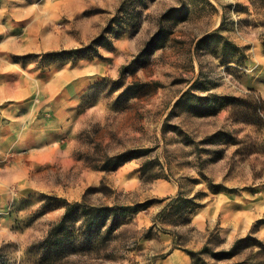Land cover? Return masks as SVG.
I'll list each match as a JSON object with an SVG mask.
<instances>
[{"label":"rangeland","instance_id":"1","mask_svg":"<svg viewBox=\"0 0 264 264\" xmlns=\"http://www.w3.org/2000/svg\"><path fill=\"white\" fill-rule=\"evenodd\" d=\"M250 92L264 100V0H0L5 258L39 263L54 198L87 195L133 210L97 232L74 215L57 264H153L161 235L191 264H264V126L228 107Z\"/></svg>","mask_w":264,"mask_h":264},{"label":"trees","instance_id":"2","mask_svg":"<svg viewBox=\"0 0 264 264\" xmlns=\"http://www.w3.org/2000/svg\"><path fill=\"white\" fill-rule=\"evenodd\" d=\"M114 32L116 33L115 36L119 37L117 31ZM100 39L105 42L104 44L99 45H103V47L109 46L113 49L112 41H107L103 36H101ZM95 43L96 42H92L83 48H74L66 51L63 50L58 54L45 53L43 54V58L68 57L70 59H74L82 53H90L91 50L94 53H97L96 50H93ZM27 57H25V59H27ZM125 69L126 67L123 68V70ZM228 107L230 108L231 115L235 121H241L247 125L257 127L264 126V100H262L259 96H255L251 92L249 94L247 93L241 99H232L228 103ZM133 154L134 152L130 151L108 158L105 161L104 166L94 168L101 169L102 171H108L111 169L115 170L131 161ZM102 189H105V187L101 186L98 189H89L87 193L100 192ZM86 196L87 195H84L80 202L75 203H68L65 199L54 198L56 201L62 203L61 207L64 209V213L59 221L51 224L47 233V240L45 242V248L48 254H45V257L37 264H57L61 259V254L64 253L66 248L70 247L74 250L73 244L71 246H66L64 242V235L66 236L69 226L73 225L71 219L74 215H81V220L76 222L78 223V226L74 229L76 233H80L83 230L87 232H97L104 227V222L109 219V216H112V222H114L117 216H127L128 212L133 210V208L129 206H117L114 204L111 206L105 204H89L86 201ZM176 202L177 200L172 199L169 204H167V207L170 209L172 204ZM193 210L194 208L191 209V213ZM110 228L111 227H106L107 230H110ZM3 251V248H0V264H10L5 258Z\"/></svg>","mask_w":264,"mask_h":264},{"label":"crops","instance_id":"3","mask_svg":"<svg viewBox=\"0 0 264 264\" xmlns=\"http://www.w3.org/2000/svg\"><path fill=\"white\" fill-rule=\"evenodd\" d=\"M174 197L175 196H173V194L171 193V194H169L167 199L171 200ZM201 217L202 216H198L193 221H195L198 225H200ZM158 239L161 243L160 246L162 245L161 246V248H162L161 253H164L167 250H170V251L167 252L164 257H155L153 259V264H191L189 257L183 251L172 248V245L174 242L173 237H171L170 235H161L158 237ZM146 242L149 243V246H151V247L159 245L158 243L152 244V242L150 240H147Z\"/></svg>","mask_w":264,"mask_h":264}]
</instances>
